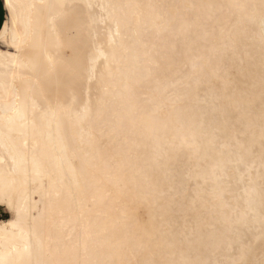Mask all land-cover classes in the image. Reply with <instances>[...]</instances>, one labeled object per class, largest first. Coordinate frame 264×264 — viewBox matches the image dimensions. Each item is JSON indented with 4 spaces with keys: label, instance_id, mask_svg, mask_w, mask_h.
<instances>
[{
    "label": "bare ground",
    "instance_id": "bare-ground-1",
    "mask_svg": "<svg viewBox=\"0 0 264 264\" xmlns=\"http://www.w3.org/2000/svg\"><path fill=\"white\" fill-rule=\"evenodd\" d=\"M0 264H264V0H3Z\"/></svg>",
    "mask_w": 264,
    "mask_h": 264
},
{
    "label": "crops",
    "instance_id": "crops-1",
    "mask_svg": "<svg viewBox=\"0 0 264 264\" xmlns=\"http://www.w3.org/2000/svg\"><path fill=\"white\" fill-rule=\"evenodd\" d=\"M5 17H6V10L4 8L3 0H0V28L4 22Z\"/></svg>",
    "mask_w": 264,
    "mask_h": 264
},
{
    "label": "rangeland",
    "instance_id": "rangeland-1",
    "mask_svg": "<svg viewBox=\"0 0 264 264\" xmlns=\"http://www.w3.org/2000/svg\"><path fill=\"white\" fill-rule=\"evenodd\" d=\"M0 46H1V43H0ZM9 216V214L6 212V210L2 207H0V218H5Z\"/></svg>",
    "mask_w": 264,
    "mask_h": 264
}]
</instances>
